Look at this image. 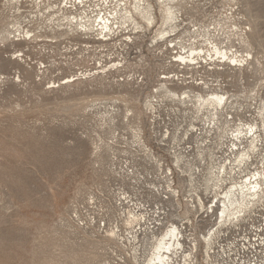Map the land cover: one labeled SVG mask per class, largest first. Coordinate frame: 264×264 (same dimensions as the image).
Segmentation results:
<instances>
[{
  "label": "rangeland",
  "instance_id": "obj_1",
  "mask_svg": "<svg viewBox=\"0 0 264 264\" xmlns=\"http://www.w3.org/2000/svg\"><path fill=\"white\" fill-rule=\"evenodd\" d=\"M7 1L0 0V264H141L171 224L189 237L185 254L198 242L196 264H263V204L246 222L221 228L225 233L206 261L203 236L218 226L217 212H210L215 189L211 182L206 191L205 180L232 156L231 136L221 138L219 130L206 138L187 134L191 123L202 134L207 129L194 120L195 111L156 98L151 111L144 102L163 77L178 75L171 89H184L178 77L196 93L201 89L193 82L222 85L240 108L231 111L233 122L261 124L264 0L183 5L186 25L169 41L188 30L181 38L194 40L196 28L210 26L230 55L248 60L241 67L227 62L221 70L205 63L200 70L171 65L166 42L156 39L161 23L156 0L150 1L157 27L135 34L128 23L122 32L105 34L106 42L101 31L66 30L68 21L50 16L47 8L27 3L16 8ZM218 21L228 25L213 30ZM28 31L32 40L24 39ZM263 163L260 148L242 165L241 176L263 170ZM231 183L226 178L222 188ZM130 212L145 216L133 226L142 228L135 234L142 240L138 262L124 240L133 230ZM115 227L122 238L108 234Z\"/></svg>",
  "mask_w": 264,
  "mask_h": 264
},
{
  "label": "bare ground",
  "instance_id": "obj_2",
  "mask_svg": "<svg viewBox=\"0 0 264 264\" xmlns=\"http://www.w3.org/2000/svg\"><path fill=\"white\" fill-rule=\"evenodd\" d=\"M134 1L135 3L131 8V6L128 7L129 3L131 4L130 0H119L117 6L120 8V10L117 11L116 8L118 7H116L114 10V14L110 12V17L101 18L99 20L100 23L97 24V28L95 23H86L87 21H89L88 16H81L80 18L72 17V20L71 17H65V19L69 23L66 30L68 28L72 29L74 27H77L81 32H84L85 34L95 32L97 30L101 31L100 33L102 36L103 34H116L118 32H122L120 30H122L123 27L125 28L128 23L129 26L131 24L134 25L133 31H135V34L140 33L146 27L151 29L157 27L159 23L154 17V14L156 13L153 12L155 9L152 5L153 3H151L150 0ZM189 1L191 0L155 1L161 13V23L156 32V39L159 42L161 41V43L166 42V49L174 58L171 62V65L173 67H178V69L182 68L183 70L189 68H196L200 70L205 63L206 65L212 66V69L221 70V67H224L228 64L227 62L234 65V67L245 66V61H247L248 64V60L240 58L234 54L230 55L229 50L222 47V43L219 42L218 37L211 31L210 26L205 27L204 29L196 28L194 30V40L192 37H190L188 41L181 38L183 35L191 33V30H188L182 33L183 35L181 37H178L179 39L176 38L169 41V39H171L173 35H177L176 32H178L183 25H186V22L183 18V5L188 3ZM133 12H135L136 14H134ZM78 19L83 23L77 24L75 22L76 25H73V20L76 21ZM138 19H141L143 21L142 23L144 24L141 25L140 22H138ZM213 25V30H223L224 27L228 25V23L218 21ZM6 34L9 36L10 32L8 31L6 32ZM31 34L32 33L28 31L24 36V39L32 40ZM96 35H98V33H96ZM196 35L202 38V42L196 43ZM107 36L109 35H105V37ZM173 51H176V53H172ZM215 56L219 57V62L215 61ZM249 57H251V54L248 53L247 58ZM121 66L122 65H120V67ZM168 75L171 74H167L166 77H163L164 81L159 84L158 89L153 90V96H149L144 102L145 109L153 111L156 109L159 101L162 102L163 100L166 101L167 99L172 102H177L178 104L185 106L187 110L195 111V117L193 115L194 120H201L202 123L207 127V129L205 130V134H202V132L196 129L195 124L191 123V130H187V134L195 132V134H197L198 136H207L210 135L214 130H219V136L221 138L223 137V135H230L232 139V156L228 160L226 158L224 164L220 165V168H218V175H215V173L211 170L209 177H207L205 180L206 191H209V184L211 182H213V189H215L214 201L212 202L214 203V206L211 208L210 212H217V222L215 226H218L216 230L213 229V231H210L208 235L203 236L206 242L205 254L207 257L206 261L208 262L209 259H212L211 253L215 254L216 248H214V246L216 245V239L223 233H225V231L220 229L230 225L234 226L240 221L246 222L248 220V217H250V215L254 212V210H256V208L258 210L264 205V163L263 170L257 169L253 174H246L244 176H241L245 173V171H242V165L245 164L246 161H249V159H251L255 155L258 149L264 148V102L262 108L260 109V115H262L261 124L257 121H243V119L241 118L239 119L240 123L235 124L231 117V111L239 110L240 108H237L235 106L236 104H234L235 95H229V93L223 89L222 85L210 84L208 82L195 84L193 82L192 85H195L201 89V92L196 93L194 90H192L193 86H190L191 82L180 80L181 78L178 77V81H180V84H182V86H185L183 87L184 89L182 90V92L178 93L176 90L170 88L171 84L175 82L176 76L178 75L173 76L174 79H172ZM53 84V86L56 85V83ZM155 98L159 101H157ZM206 136L204 137L206 138ZM198 142H200L199 144H203L204 139H200ZM227 161H229L228 164L226 163ZM227 166L230 167L229 173H227ZM224 174L227 175L224 176ZM226 178H230L232 180V183L230 184V187L225 189L222 187L226 182ZM198 200L200 207L202 209H205L206 205L203 202L202 198L200 197ZM143 216V214L138 215L130 212V216L127 219L129 226L133 227L134 224H136L137 222L139 223L143 219ZM109 233H111L112 236H118L117 232H115L113 229L108 232V234ZM188 238L189 237L186 236L184 230L180 226L171 224L160 237L156 238L153 251L151 250V254L147 261V264H175L174 257L178 256V252L180 250H182L184 257L186 258V264L187 261L189 262V264H196L195 251L198 250V242L194 240L188 254H185L183 251L184 241ZM134 239L137 240V237L135 235ZM255 264L260 263L256 262Z\"/></svg>",
  "mask_w": 264,
  "mask_h": 264
},
{
  "label": "built area",
  "instance_id": "obj_3",
  "mask_svg": "<svg viewBox=\"0 0 264 264\" xmlns=\"http://www.w3.org/2000/svg\"><path fill=\"white\" fill-rule=\"evenodd\" d=\"M10 1V5L14 7H20V5L27 3L28 5H35L36 7H42V8H47L49 11L50 16H62V18H65L68 16L71 17H78L80 18L81 16L83 17H89V21L91 23H95L96 25L99 24V20L103 17H110V12L114 14V10L118 4L119 0H8ZM8 1L6 3H8ZM122 7V6H121ZM117 11L120 10V8H116ZM73 19V18H72ZM75 21V20H73ZM79 23L81 22L79 19L77 20ZM104 39H110V36L105 37ZM107 40H102L103 42H106ZM115 232L120 233L121 230L119 227L112 228ZM110 229V230H112ZM134 229V228H132ZM109 230V231H110ZM135 230V232H133ZM131 230L130 236L124 238L128 242L129 245H131V248L135 249V256L134 259L135 261L138 262V255L139 254V246L141 245L142 240H134L133 235L137 234L139 237L138 232L142 230V228H138L137 230L134 229ZM108 231V230H107ZM142 233V232H140ZM120 235V234H119ZM121 236V235H120ZM118 236V238L120 237ZM117 238V239H118ZM122 238V237H120ZM131 239V240H130ZM120 241V240H119ZM121 242V241H120ZM121 245L123 246V243L121 242ZM150 255V254H149ZM149 255L145 257L146 259L142 262L141 264H146V261L149 259ZM182 256L184 258V261H179V258ZM186 258L184 257V254L182 250L178 252V256L174 257V260L176 264H185ZM187 264L189 262L187 261Z\"/></svg>",
  "mask_w": 264,
  "mask_h": 264
}]
</instances>
